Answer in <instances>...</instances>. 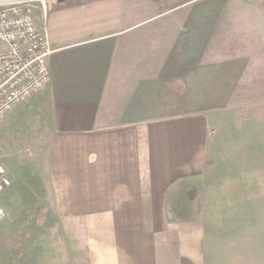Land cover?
<instances>
[{
    "label": "crops",
    "instance_id": "crops-1",
    "mask_svg": "<svg viewBox=\"0 0 264 264\" xmlns=\"http://www.w3.org/2000/svg\"><path fill=\"white\" fill-rule=\"evenodd\" d=\"M34 14L50 78L0 118L6 220L47 223L65 264H264L261 152L222 149L210 97L264 89V0Z\"/></svg>",
    "mask_w": 264,
    "mask_h": 264
},
{
    "label": "rangeland",
    "instance_id": "rangeland-1",
    "mask_svg": "<svg viewBox=\"0 0 264 264\" xmlns=\"http://www.w3.org/2000/svg\"><path fill=\"white\" fill-rule=\"evenodd\" d=\"M210 94L212 104L218 94L224 99L215 111L217 132L227 139L221 143L222 149L231 152L240 148L247 153L260 150L258 164L264 165V89H212ZM239 137L244 141H237ZM247 161L254 163L250 157ZM1 217L0 264H65L63 253L57 251L58 245L62 250L63 239L57 237L54 242L48 236L47 223H16Z\"/></svg>",
    "mask_w": 264,
    "mask_h": 264
},
{
    "label": "built area",
    "instance_id": "built-area-1",
    "mask_svg": "<svg viewBox=\"0 0 264 264\" xmlns=\"http://www.w3.org/2000/svg\"><path fill=\"white\" fill-rule=\"evenodd\" d=\"M46 4L47 0H0V118L49 81L51 49L34 14ZM9 184L0 163V192Z\"/></svg>",
    "mask_w": 264,
    "mask_h": 264
}]
</instances>
